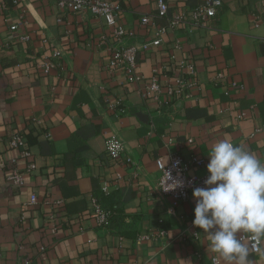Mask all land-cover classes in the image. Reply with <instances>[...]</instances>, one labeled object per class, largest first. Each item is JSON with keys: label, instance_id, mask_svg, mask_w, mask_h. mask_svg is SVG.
<instances>
[{"label": "crops", "instance_id": "1", "mask_svg": "<svg viewBox=\"0 0 264 264\" xmlns=\"http://www.w3.org/2000/svg\"><path fill=\"white\" fill-rule=\"evenodd\" d=\"M108 1L136 33L127 43L138 49L141 74L173 55L194 64L195 83L159 105L140 93L142 85L109 72L108 53L96 46L108 33L102 18L63 12L55 0H0V264H224L192 224V193L174 206L159 192L156 159L200 156L203 164L189 172L201 176L212 146L227 139L264 162V0H220L202 26L181 24L147 47L167 24L156 16V0ZM205 1L168 0L167 15L191 14ZM144 15L154 27L141 24ZM45 55L64 72L37 69ZM15 131L30 156L8 145ZM109 135L121 139L132 165L107 159ZM12 167L20 185L7 181ZM32 193L37 202L23 207ZM91 196L119 204L113 227L77 221ZM260 249H250L249 264H264V242Z\"/></svg>", "mask_w": 264, "mask_h": 264}, {"label": "built area", "instance_id": "2", "mask_svg": "<svg viewBox=\"0 0 264 264\" xmlns=\"http://www.w3.org/2000/svg\"><path fill=\"white\" fill-rule=\"evenodd\" d=\"M18 0H11V3H17ZM58 7L63 12L79 13L89 11L91 14L103 19L108 33L100 35L97 39L96 46L108 53L107 67L111 74H119L124 82L142 85L140 93L156 101L159 105L172 102L180 98L189 88L195 83L196 69L192 62L186 58L174 61L173 55L168 56V63L155 67L151 74L147 77L141 74L137 68L138 49L134 44L127 43L135 37V31L124 27L118 22L119 7L117 4L108 0H55ZM220 4V0H207L204 3L193 8L191 14L178 12L172 15L168 14V0H156V16L164 18L167 22L165 26L156 27L154 36L151 40L144 44V47L149 45L158 46L162 43V38L168 29L175 30L181 24H190L191 26H202L203 21L208 18H214L216 15V6ZM4 3H0V9L5 7ZM143 25L153 26L155 23L150 15H144L140 18ZM11 29H15L16 25H12ZM174 47H180L177 41ZM51 55H57L53 51ZM49 55L44 56V60L38 64L39 69L43 74L48 75L53 69H58L59 72H64L59 64L54 63L48 58ZM223 74L216 73L214 78L221 79ZM110 108L116 106V103L109 102ZM244 116L243 112H239L235 116V121L240 120ZM257 128L255 131H258ZM191 141V139H189ZM8 145L20 151L24 157L30 156L25 143L24 134L20 131H15L11 134L8 140ZM105 151L107 159L113 164H121L125 168L132 165V158L124 155V146L120 138L115 135H109L105 138ZM204 159L200 156L193 155L191 160L185 161L178 154H173L168 161H163L162 158L156 159V166L159 171L158 176V190L161 194L172 198L173 205L187 200L193 189L196 187H206L204 180L209 175L207 172L204 175L190 174L189 169L192 164L202 165ZM14 163V162H13ZM15 164V163H14ZM35 167L33 162H30L27 171ZM120 176V174H117ZM8 183L12 185H20L22 183V174L16 167L9 169L7 175ZM102 190V188H101ZM106 190L103 187V191ZM37 202L36 194H30L27 202L23 207L35 204ZM173 212L174 208H170ZM77 221L80 224L89 222L95 226L107 228L110 224V212L102 206L98 197L91 196L86 207L77 214ZM248 241V237H244ZM260 244L257 245L255 241L250 244V249L253 252H258ZM216 262V258L212 259ZM24 264H29L28 262Z\"/></svg>", "mask_w": 264, "mask_h": 264}, {"label": "clouds", "instance_id": "3", "mask_svg": "<svg viewBox=\"0 0 264 264\" xmlns=\"http://www.w3.org/2000/svg\"><path fill=\"white\" fill-rule=\"evenodd\" d=\"M208 156L206 187L192 191V224L224 264H249L250 244L264 242V162L227 139L216 142Z\"/></svg>", "mask_w": 264, "mask_h": 264}, {"label": "trees", "instance_id": "4", "mask_svg": "<svg viewBox=\"0 0 264 264\" xmlns=\"http://www.w3.org/2000/svg\"><path fill=\"white\" fill-rule=\"evenodd\" d=\"M101 204H102V199H99ZM103 207H105L109 212H110V224H109V228L113 227V225L115 224L114 222L116 220H118L120 218V213L119 211H117L119 204L116 202H111L109 204H104L102 205Z\"/></svg>", "mask_w": 264, "mask_h": 264}]
</instances>
